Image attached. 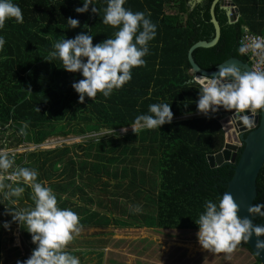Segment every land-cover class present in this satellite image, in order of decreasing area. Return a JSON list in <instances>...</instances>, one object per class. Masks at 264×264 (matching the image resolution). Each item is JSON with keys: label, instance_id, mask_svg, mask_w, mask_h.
<instances>
[{"label": "trees", "instance_id": "16d2710c", "mask_svg": "<svg viewBox=\"0 0 264 264\" xmlns=\"http://www.w3.org/2000/svg\"><path fill=\"white\" fill-rule=\"evenodd\" d=\"M213 1L0 0V149L113 131L0 155L3 173L26 179H0V264L6 226L24 231L29 223V238L48 223L215 228V244L253 253L239 221L217 229L237 218L223 200L236 163L212 167L207 160L223 148L225 132L205 113L211 95L188 59L191 45L215 36ZM244 7L229 21L216 3L220 38L193 50L200 67L247 60L239 41ZM28 181L39 183L37 198ZM259 210L264 163L253 204ZM254 221L264 236V213Z\"/></svg>", "mask_w": 264, "mask_h": 264}, {"label": "rangeland", "instance_id": "374dc122", "mask_svg": "<svg viewBox=\"0 0 264 264\" xmlns=\"http://www.w3.org/2000/svg\"><path fill=\"white\" fill-rule=\"evenodd\" d=\"M239 105L250 106L251 104L247 100L240 102ZM136 128L138 126L129 127L125 130L122 129L121 131ZM111 132L113 131L104 129L97 133L89 132L85 135L51 136L39 145L23 142L16 147L1 148L0 155L26 153L35 148H52L64 143L73 144L84 140V138H97ZM16 170L17 168L14 171ZM18 175V173L15 175L14 172L3 173L0 170V179L5 177L12 181H16L17 179L26 181L25 178H19ZM27 183L31 186V194L37 198L36 189L39 188V183L32 181H28ZM144 191L149 192V189L146 187ZM77 202L80 201L77 200ZM20 212L23 214V208L20 209ZM237 222L238 219L233 217L222 223L217 229L221 230L234 226ZM32 227L33 225L29 223L23 231L20 225L17 224L6 226L4 232V256L2 258L4 264H43L42 257L44 256L47 259L59 258L56 264H67L68 261L66 259L70 257V253L66 249L74 247V245L69 246L68 244L75 242L77 247H80L81 243L84 242L83 238L86 239L85 235L87 236L86 242L96 243L99 244L98 246L103 247L107 246L110 264L112 259H120L119 264H132V261H136L137 264L139 262L140 264H145L147 261H156L153 264H255L256 262L255 256L247 248H240L230 244H215L212 238V233L216 230L215 228H155L146 230L159 233L156 236L158 237L157 241L160 240L161 247L164 248L161 251V248H158L159 246H156L155 250L149 248V250L142 249V247L146 248L147 245L153 244L154 240H152L150 232L140 233V229L135 228L134 225L115 231L114 228L84 230L85 227L72 226L71 223L67 224V226H56L48 223L42 229H38L39 232L35 236L29 238L27 233L32 231ZM141 237H146V239L139 240ZM153 238L155 239V237ZM59 247L61 250H56ZM41 248L44 250H41ZM47 248L53 249L46 250ZM117 248L120 249V252H117ZM77 250L78 253H84L81 248H77ZM41 252H44V255ZM72 252H75V255L79 256L75 250ZM101 253L103 252L101 251ZM143 253H146L148 256L151 254V257L148 260L140 259ZM159 253L160 256H158ZM147 263L149 264L150 262Z\"/></svg>", "mask_w": 264, "mask_h": 264}, {"label": "water", "instance_id": "95a60500", "mask_svg": "<svg viewBox=\"0 0 264 264\" xmlns=\"http://www.w3.org/2000/svg\"><path fill=\"white\" fill-rule=\"evenodd\" d=\"M217 2L223 5L227 15L230 10L238 11L232 0H214L211 5V21L215 36L210 41L199 40L191 45L188 59L195 80L206 87L217 104L224 105V111L217 115L225 132L224 146L220 151L209 154L207 160L212 167L236 163L223 200L237 216L247 244L261 264H264V236L254 221L264 210L253 211L257 196V177L264 163V81L243 59L230 57L215 70H207L200 67L192 56L195 48L212 46L220 38V24L214 13ZM228 19L236 21V15L228 16ZM244 79L248 81L245 82ZM250 91L258 95V107H252V104L239 105L248 98L245 94ZM249 125L252 126L250 130ZM238 143L244 146L236 162L241 149V144Z\"/></svg>", "mask_w": 264, "mask_h": 264}, {"label": "crops", "instance_id": "0c3cea01", "mask_svg": "<svg viewBox=\"0 0 264 264\" xmlns=\"http://www.w3.org/2000/svg\"><path fill=\"white\" fill-rule=\"evenodd\" d=\"M232 1L234 2V7L238 8V11H235L237 14L236 20L241 15L239 4L243 3L245 5L244 13H243L245 23L242 26V30H249L251 32L264 34V0H240V3H238L236 0H232ZM227 16H229V15H227ZM250 25H253V28H251ZM245 61H247V60H245ZM249 102H251L250 104H253V99L249 100ZM123 227L127 228L128 226H117V227H114V230L117 231L119 229H122ZM135 228L140 229V233L150 232L152 234L151 238H152V240H154V243L147 245L146 248L142 247V249H147V250L154 249L155 250L156 246H159L158 248L159 249L161 248L160 249L161 251L164 250V248L161 247L162 245L160 243V240L157 241L158 237L156 235L159 233L146 231V230L160 228V227L141 226L140 225V226H135ZM89 229L97 230L100 228H88V229L85 228L84 230H89ZM132 229H134V228H132ZM153 237H155L156 240ZM85 238L87 239L86 235H85ZM86 239L83 238L84 242L81 243L80 247H77L75 242H71L68 244L69 246L74 245V247H68L70 250L66 249L70 253V257L68 259H66L68 261L67 264H110L107 246L103 247V246H98L99 244H96V243L95 244L88 243V242H86L87 241ZM145 239H146V237H141V239H139V240H145ZM77 248H81L84 251V253L83 254L78 253ZM51 249H53V248H47L46 250H51ZM41 250H44V249L41 248ZM56 250H61V249L59 247V249L56 248ZM73 250H75L79 256L75 255V252H72ZM101 251L103 253H101ZM117 252H120L119 248H117ZM41 253L44 255V252H41ZM158 256H160V253ZM149 257H151V254L148 256L146 253H143L140 259L148 260ZM42 261H43V264H56V262L59 261V258L58 259L57 258L47 259L44 256V257H42ZM119 262H120V259H112L111 260V264H119ZM133 262H135V264H137L136 261H132V264H133ZM147 262H150L149 264H153L156 261H147ZM147 262L145 264H148ZM35 264H39V263H35ZM138 264H140V262Z\"/></svg>", "mask_w": 264, "mask_h": 264}, {"label": "built area", "instance_id": "2783aa9c", "mask_svg": "<svg viewBox=\"0 0 264 264\" xmlns=\"http://www.w3.org/2000/svg\"><path fill=\"white\" fill-rule=\"evenodd\" d=\"M234 14L237 17V14L234 10L229 11V16ZM239 41L242 46V51L246 55L251 69L259 76L261 80L264 81V34L243 30ZM244 81L246 82L248 79H244ZM245 95L248 97L246 100L253 99L252 107L259 106V97H257L253 92H247ZM211 103L213 108L208 110L206 113H212V116L217 118V115L224 111V105L217 104L215 102V97L211 98ZM251 127L252 126L250 125L248 126L249 130ZM238 144L240 145L241 143Z\"/></svg>", "mask_w": 264, "mask_h": 264}, {"label": "clouds", "instance_id": "9594fccd", "mask_svg": "<svg viewBox=\"0 0 264 264\" xmlns=\"http://www.w3.org/2000/svg\"><path fill=\"white\" fill-rule=\"evenodd\" d=\"M204 87H205V86H204ZM205 88H206V87H205ZM211 98H212V96H211ZM210 110H211V109H210ZM207 111H208V110H207ZM207 111H206V112H207ZM206 112H205V113H206ZM241 147H242V144H241Z\"/></svg>", "mask_w": 264, "mask_h": 264}]
</instances>
